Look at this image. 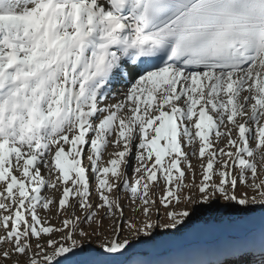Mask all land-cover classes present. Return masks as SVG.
<instances>
[{"label":"snow or ice","instance_id":"snow-or-ice-1","mask_svg":"<svg viewBox=\"0 0 264 264\" xmlns=\"http://www.w3.org/2000/svg\"><path fill=\"white\" fill-rule=\"evenodd\" d=\"M219 200L264 207V0H0V261H112Z\"/></svg>","mask_w":264,"mask_h":264},{"label":"rangeland","instance_id":"rangeland-1","mask_svg":"<svg viewBox=\"0 0 264 264\" xmlns=\"http://www.w3.org/2000/svg\"><path fill=\"white\" fill-rule=\"evenodd\" d=\"M110 92L108 100L114 102L120 86L110 88ZM192 163L195 165L197 161L192 159ZM131 174L130 168V177ZM187 207L192 212L187 223L178 230H158L151 239L138 238L124 256L109 261L97 252L99 242L91 239L84 244L83 251L76 250L67 254L66 259L60 258L61 264H264V207L253 206L244 211L239 205L223 200ZM126 216L132 217V213L126 210ZM52 222L56 223L54 219ZM0 264L12 262L0 261Z\"/></svg>","mask_w":264,"mask_h":264},{"label":"bare ground","instance_id":"bare-ground-1","mask_svg":"<svg viewBox=\"0 0 264 264\" xmlns=\"http://www.w3.org/2000/svg\"><path fill=\"white\" fill-rule=\"evenodd\" d=\"M120 88H121V86H120ZM109 91H110V89H109ZM253 223V222H252Z\"/></svg>","mask_w":264,"mask_h":264}]
</instances>
